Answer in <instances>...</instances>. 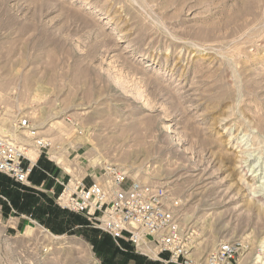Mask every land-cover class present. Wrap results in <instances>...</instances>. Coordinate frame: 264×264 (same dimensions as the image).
I'll return each instance as SVG.
<instances>
[{"label":"rangeland","instance_id":"rangeland-1","mask_svg":"<svg viewBox=\"0 0 264 264\" xmlns=\"http://www.w3.org/2000/svg\"><path fill=\"white\" fill-rule=\"evenodd\" d=\"M21 117L68 179L165 185L197 263L264 243V0H0V134L36 152ZM96 241L0 208V264H133Z\"/></svg>","mask_w":264,"mask_h":264},{"label":"built area","instance_id":"built-area-1","mask_svg":"<svg viewBox=\"0 0 264 264\" xmlns=\"http://www.w3.org/2000/svg\"><path fill=\"white\" fill-rule=\"evenodd\" d=\"M18 127L28 132L36 150L51 156L52 141L29 118H19ZM26 149L14 137L0 134V172L26 183L35 165ZM61 183L63 190L57 203L85 215L119 246L125 240L136 252L156 259L167 253L163 260L177 264H264V243L253 251L251 241L246 238L221 240L203 263H197L193 233L172 207L169 189L163 184L132 179L114 163L105 164L102 175L90 184L85 177Z\"/></svg>","mask_w":264,"mask_h":264},{"label":"crops","instance_id":"crops-1","mask_svg":"<svg viewBox=\"0 0 264 264\" xmlns=\"http://www.w3.org/2000/svg\"><path fill=\"white\" fill-rule=\"evenodd\" d=\"M36 152L37 157L33 160L35 165L26 183H19L7 174L0 172V208L2 212L7 216L17 212L57 235L79 232L82 235H87L91 240L95 236L97 244L105 239H110V243H115L108 233L95 228L85 215L63 208L57 203V196L63 190L61 181L66 182L73 178L64 177L59 171L58 163L55 161L56 159H53L54 157L41 153L39 150ZM27 163L28 161H25V164ZM85 181L90 184L93 178H85ZM113 247L116 249L115 245ZM119 247L122 252L118 251L117 259L124 255H127L126 258H128L131 253L132 257L130 256L128 263L146 264V257L135 252L129 242L122 240ZM105 248H102V253L107 252ZM162 257L158 261L161 264H177L163 260L168 257L167 253Z\"/></svg>","mask_w":264,"mask_h":264},{"label":"bare ground","instance_id":"bare-ground-1","mask_svg":"<svg viewBox=\"0 0 264 264\" xmlns=\"http://www.w3.org/2000/svg\"><path fill=\"white\" fill-rule=\"evenodd\" d=\"M38 128H39V126H38ZM2 129H3V127H2V124H1V122H0V131H2ZM19 130V129H18ZM3 131H5V132H8L9 133V131L7 130V129H4ZM89 141V140H88ZM33 160H35V158L37 157V152H35V151H31L30 153H27ZM256 164V163H255ZM256 174H254V176H255ZM253 178V177H252ZM260 179H261V183H260V185H258L257 187H255L254 189H253V191H252V194H254V196L255 197H257V196H259L260 194V191H263L261 188H259V187H263L264 188V176H259V181H260ZM255 180V179H254ZM254 186V185H253ZM259 194V195H258ZM264 206V205H263ZM53 235V234H52Z\"/></svg>","mask_w":264,"mask_h":264}]
</instances>
